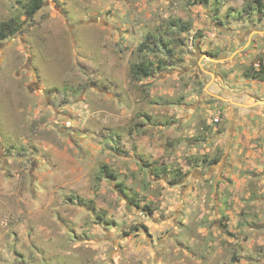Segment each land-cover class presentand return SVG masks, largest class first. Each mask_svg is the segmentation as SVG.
<instances>
[{
    "label": "rangeland",
    "instance_id": "1",
    "mask_svg": "<svg viewBox=\"0 0 264 264\" xmlns=\"http://www.w3.org/2000/svg\"><path fill=\"white\" fill-rule=\"evenodd\" d=\"M28 2L0 0V264H264V0Z\"/></svg>",
    "mask_w": 264,
    "mask_h": 264
},
{
    "label": "trees",
    "instance_id": "2",
    "mask_svg": "<svg viewBox=\"0 0 264 264\" xmlns=\"http://www.w3.org/2000/svg\"><path fill=\"white\" fill-rule=\"evenodd\" d=\"M201 2H208V0H197ZM41 0H29L27 3L24 14L25 18L31 20L34 14L40 9ZM20 31V24L17 21L10 19L8 21L0 22V42L6 40L10 36L14 35L16 32ZM152 73V65L149 63L141 62L137 65L131 67V75L133 78L138 80L146 79L150 77ZM245 76L254 78L257 80H262L264 78V64L258 63V68L253 70V73H248L245 71ZM216 161V160H215ZM214 161V162H215Z\"/></svg>",
    "mask_w": 264,
    "mask_h": 264
}]
</instances>
